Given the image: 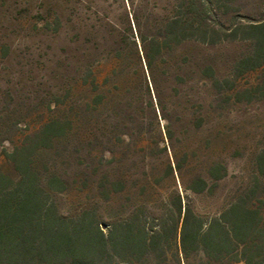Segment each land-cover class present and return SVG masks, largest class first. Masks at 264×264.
<instances>
[{
    "label": "rangeland",
    "instance_id": "obj_1",
    "mask_svg": "<svg viewBox=\"0 0 264 264\" xmlns=\"http://www.w3.org/2000/svg\"><path fill=\"white\" fill-rule=\"evenodd\" d=\"M178 2L0 0V174L17 182L21 171L11 154L24 150L30 171L43 186L47 206L64 225L84 221L92 230L97 227L106 234L111 224L141 215L144 208L145 226L156 227L174 207L176 193L206 219L250 189L254 190V205L264 215V181H255L256 161L264 151V58H254V42L242 33L264 24V0H201L207 27L202 58L214 68L220 95L212 104L206 90L202 112L197 107L190 110V114L204 115V129L188 135L177 130V137L192 148L184 168L185 182L194 174L205 173L212 160L228 166V176L210 193L184 191L177 180L164 177L163 162L153 157L145 160L151 185L143 190L142 155L136 153L133 140L129 147L118 141L124 128L108 129L111 134L102 146L95 138L106 132L103 120L111 108L78 120V105L87 94L70 89L77 79V58H107L112 41L103 38L108 26L124 29L125 12L140 9L142 13L168 14L176 10ZM128 53L126 50L130 58ZM65 55L70 58L68 75L63 72ZM196 56V49L186 47L169 58ZM145 119H150L148 114ZM55 123L64 125V131L37 144L45 126ZM101 155L105 160L95 173ZM104 174L111 179L125 175L126 191L106 201L97 188V179ZM53 176L65 182L60 193L47 187ZM163 252L161 259L149 258L142 264H177L172 239L163 245ZM106 263L105 258L98 264ZM60 264L85 263L66 259ZM190 264H200L199 258L193 256Z\"/></svg>",
    "mask_w": 264,
    "mask_h": 264
},
{
    "label": "trees",
    "instance_id": "obj_2",
    "mask_svg": "<svg viewBox=\"0 0 264 264\" xmlns=\"http://www.w3.org/2000/svg\"><path fill=\"white\" fill-rule=\"evenodd\" d=\"M124 17V29L108 26L103 38L112 41L107 58H77L75 62L78 74L70 89L87 94L78 105V120L87 113L111 108L103 120L106 132L95 138L102 146L111 134L108 129L124 128L118 141L129 147L133 140L136 153L142 155L143 190L151 185L145 160L153 157L163 162L164 177L177 180L184 191L210 193L226 179L228 166L212 160L205 173L194 174L185 182L184 168L192 148L177 137V130L183 129L188 135L189 131L194 134L204 129L206 119L201 112L206 90L212 104L220 95L214 68L202 58L207 27L201 0H179L176 10L168 14L135 9L125 12ZM243 31L254 42V58H264V24ZM186 47L196 49V58H169ZM126 50L132 58H127ZM62 63L67 74L70 58L65 55ZM195 107L201 112L191 113V117L190 110ZM147 114L149 120L145 119ZM64 129L61 124H48L36 143H47ZM209 145L207 140V149ZM11 156L21 175L13 182L0 174V264H60L66 259L98 264L105 258L106 264H142L149 258L161 259L169 239L177 264H190L193 256L200 264H264V215L254 205L253 189L206 219L176 193L174 207L156 227L145 226L146 211L142 208L141 215L111 224L104 234L84 221L71 225L59 222L43 198V186L29 169L28 155L22 150ZM104 160L105 155L98 158L95 173L102 169ZM262 180L264 151L256 161L255 181ZM64 184L55 176L47 181L49 190L57 193L64 190ZM126 184L125 175L111 179L104 174L97 179V188L106 201L123 194Z\"/></svg>",
    "mask_w": 264,
    "mask_h": 264
}]
</instances>
